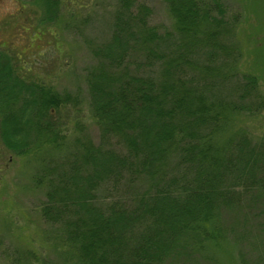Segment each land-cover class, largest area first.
<instances>
[{"label": "trees", "instance_id": "16d2710c", "mask_svg": "<svg viewBox=\"0 0 264 264\" xmlns=\"http://www.w3.org/2000/svg\"><path fill=\"white\" fill-rule=\"evenodd\" d=\"M165 2L181 37L174 51L159 54V35L148 22L151 10L135 0H117L112 42L96 50L101 60L88 78L92 114L103 137H116L121 148L78 139L69 175L63 171L59 182L48 180L42 216L59 225L72 264H166L179 252L219 245L225 237L223 209L233 208L240 185L264 187V137L254 146L245 132L227 142L219 137L233 112L253 106L210 101L180 68L192 66L196 45L216 46L229 31L222 1ZM39 4L45 13L41 23L57 20L58 0ZM21 21L7 25L25 28ZM35 28L40 36L30 43L38 47L46 29ZM7 44L1 41L0 47L9 49ZM131 50L150 62L156 57L159 75L132 72L126 64ZM23 68L0 51V137L22 157L62 146L56 113L71 100L50 84L27 81ZM257 85V77L249 75L238 97L253 96ZM124 176L130 185L147 187L134 188L123 200L95 198L102 182L118 183Z\"/></svg>", "mask_w": 264, "mask_h": 264}, {"label": "rangeland", "instance_id": "374dc122", "mask_svg": "<svg viewBox=\"0 0 264 264\" xmlns=\"http://www.w3.org/2000/svg\"><path fill=\"white\" fill-rule=\"evenodd\" d=\"M135 1L150 8L148 22L159 35L158 52L168 54L181 37L167 3ZM221 1L229 31L217 40L216 46L196 45L190 53L192 66L183 64L180 68L185 67L210 101L253 106L250 111L233 112L229 127L219 137L227 142L236 133L239 137L245 132L254 146L264 137V0ZM116 8L117 0H58L57 20L45 24L40 21L45 13L39 0H0V43L7 41L9 46L0 47V51L24 65L21 71L27 81L50 84L71 96L69 104L56 113L64 136L60 148L36 149L39 154L22 157L10 151L0 137V264H72V257L64 252L68 245L62 240L59 225L47 222L41 209L47 201L48 180L59 182L63 171L69 175L68 163L75 160L78 139H89L106 149L121 148L116 137H103L92 114L88 83L90 72L101 60L96 50L112 42ZM16 19L22 20L25 28L18 25L11 29L7 25V20ZM35 27L46 29L38 47L31 45L40 36ZM152 58L150 62L143 53L131 50L126 64L138 75L158 76L160 64L156 57ZM249 75L258 79L256 91L253 96L239 98ZM2 117L3 113L0 123ZM43 172L44 181L39 182ZM131 185L125 176L118 183L113 179L104 181L95 198L105 203L123 200L135 192L134 188L142 191L147 187ZM234 200L233 208L223 209L225 237L221 244L179 252L166 264H264V187L259 182L245 189L240 185Z\"/></svg>", "mask_w": 264, "mask_h": 264}]
</instances>
